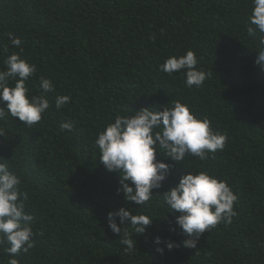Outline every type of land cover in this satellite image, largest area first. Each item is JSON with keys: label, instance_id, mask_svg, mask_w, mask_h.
Instances as JSON below:
<instances>
[{"label": "trees", "instance_id": "1", "mask_svg": "<svg viewBox=\"0 0 264 264\" xmlns=\"http://www.w3.org/2000/svg\"><path fill=\"white\" fill-rule=\"evenodd\" d=\"M251 11V0H0V70L18 52L37 65L29 95L41 94V77L55 88L37 124L0 120V156L20 177L34 216V247L15 257L19 264H264V68L256 63L261 34L247 32ZM188 50L207 73L200 87L160 68ZM57 95L70 102L57 108ZM175 101L207 117L227 142L206 160L175 162L157 151L170 174L140 206L118 191V172L100 162L94 141L117 115ZM68 120L73 128L61 130ZM188 171L226 180L238 197L232 222L206 230L196 248L181 243L188 237L175 224L179 213L162 195ZM121 207L152 223L143 233L130 224L113 233L107 214ZM125 231L136 241L131 253L121 243ZM157 236L179 246H158ZM8 246L0 245V264L9 262Z\"/></svg>", "mask_w": 264, "mask_h": 264}, {"label": "clouds", "instance_id": "2", "mask_svg": "<svg viewBox=\"0 0 264 264\" xmlns=\"http://www.w3.org/2000/svg\"><path fill=\"white\" fill-rule=\"evenodd\" d=\"M251 3L247 32L253 37L261 34L256 63L264 68V0H251ZM7 35L13 46L21 45L18 37L11 33ZM4 65L5 68L0 70V120L10 115L31 127L41 121L42 114L50 107L46 94L55 91L52 80L41 77V94L29 95L26 82L37 72V65L28 62L18 52L8 55ZM197 65L196 54L188 50L179 57L170 56L160 68L169 75L183 72L187 86L200 87L207 79V73ZM70 99V95H57L55 105L60 108ZM210 124L207 117H198L186 103L175 101L162 111L145 107L134 114L117 115L98 133L94 143L99 149L100 162L108 171L118 172V191L124 193L126 200L147 206L154 196L152 190L162 186L171 169L169 163L156 159L157 151L175 162H183L186 155L206 160L209 153L224 149L227 134L213 132ZM73 126L70 120L60 123L61 130H71ZM21 183L7 159L0 156V245L5 242L9 245L6 248L10 257L8 264H19L15 257L21 251L27 253L35 243L34 216L26 210L30 196L22 190ZM162 195L168 211L179 213L175 224L188 237L181 242L184 247L196 248L199 237L206 230L210 231L222 221L231 223L237 214L234 204L238 197L229 183L206 171H188ZM116 217H119V224ZM107 218L108 227L117 234H122V228L128 224L134 233H143L153 219L142 213L133 215L124 207L110 211ZM123 235L121 243L126 245L125 251L133 252L136 241L127 231ZM162 242L168 250L179 246L171 239L162 241L159 236L154 240L158 246ZM163 250L157 247V251Z\"/></svg>", "mask_w": 264, "mask_h": 264}]
</instances>
